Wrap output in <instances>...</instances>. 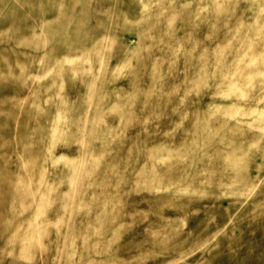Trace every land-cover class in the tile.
Masks as SVG:
<instances>
[{"label": "rangeland", "instance_id": "1", "mask_svg": "<svg viewBox=\"0 0 264 264\" xmlns=\"http://www.w3.org/2000/svg\"><path fill=\"white\" fill-rule=\"evenodd\" d=\"M0 264H264V0H0Z\"/></svg>", "mask_w": 264, "mask_h": 264}]
</instances>
